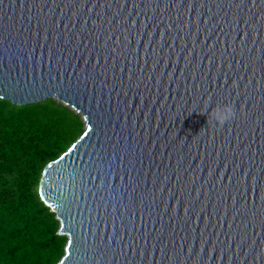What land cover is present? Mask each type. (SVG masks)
<instances>
[{
    "label": "water",
    "instance_id": "1",
    "mask_svg": "<svg viewBox=\"0 0 264 264\" xmlns=\"http://www.w3.org/2000/svg\"><path fill=\"white\" fill-rule=\"evenodd\" d=\"M0 98L86 123L39 179L55 264H264V0H0Z\"/></svg>",
    "mask_w": 264,
    "mask_h": 264
},
{
    "label": "trees",
    "instance_id": "2",
    "mask_svg": "<svg viewBox=\"0 0 264 264\" xmlns=\"http://www.w3.org/2000/svg\"><path fill=\"white\" fill-rule=\"evenodd\" d=\"M81 117L53 98L18 105L0 98V264H55L67 236L44 204V166L83 132Z\"/></svg>",
    "mask_w": 264,
    "mask_h": 264
},
{
    "label": "clouds",
    "instance_id": "3",
    "mask_svg": "<svg viewBox=\"0 0 264 264\" xmlns=\"http://www.w3.org/2000/svg\"><path fill=\"white\" fill-rule=\"evenodd\" d=\"M213 122L220 128L225 124L232 122L237 118V111L234 104H221L215 106L210 113H208Z\"/></svg>",
    "mask_w": 264,
    "mask_h": 264
},
{
    "label": "rangeland",
    "instance_id": "4",
    "mask_svg": "<svg viewBox=\"0 0 264 264\" xmlns=\"http://www.w3.org/2000/svg\"><path fill=\"white\" fill-rule=\"evenodd\" d=\"M53 99H55V98H53ZM56 101H58V102H62V101H59V100H57V99H55ZM63 103V102H62ZM76 112V111H75ZM80 117H81V119H82V122H83V128H85V125H86V123H85V120L83 119V117H82V114L81 113H78V112H76Z\"/></svg>",
    "mask_w": 264,
    "mask_h": 264
}]
</instances>
